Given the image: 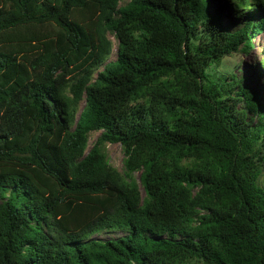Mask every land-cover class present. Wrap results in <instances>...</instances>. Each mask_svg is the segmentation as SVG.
Here are the masks:
<instances>
[{
	"label": "trees",
	"instance_id": "trees-1",
	"mask_svg": "<svg viewBox=\"0 0 264 264\" xmlns=\"http://www.w3.org/2000/svg\"><path fill=\"white\" fill-rule=\"evenodd\" d=\"M122 1L0 0V264H264V0Z\"/></svg>",
	"mask_w": 264,
	"mask_h": 264
},
{
	"label": "rangeland",
	"instance_id": "rangeland-1",
	"mask_svg": "<svg viewBox=\"0 0 264 264\" xmlns=\"http://www.w3.org/2000/svg\"><path fill=\"white\" fill-rule=\"evenodd\" d=\"M128 0H123L122 4ZM212 5L217 13L222 14L229 21H235L234 17L238 16V13L234 7V0H211ZM238 18V17H237ZM239 19V18H238ZM108 37L113 42L114 50L110 59L116 58V50L118 40L113 32L108 33ZM264 32L255 39L254 46L250 51H240L224 57L221 63L211 66L208 71L214 76H223L230 73H236L238 77L242 76L246 84L252 88H255L263 102H264ZM84 103L81 104L82 109ZM100 132L93 131L89 136L88 150L94 145L98 139ZM103 151L109 157L110 163L121 172L124 171V158L125 153L120 143H107L103 147ZM136 179L140 183L142 194L145 195L144 189L140 182V172H136ZM259 183L264 187V166L259 177ZM115 233H100L94 235L95 237L106 238ZM196 264V263H194Z\"/></svg>",
	"mask_w": 264,
	"mask_h": 264
}]
</instances>
